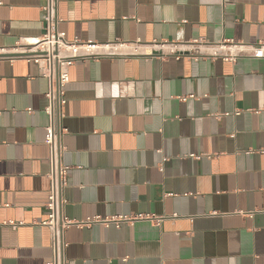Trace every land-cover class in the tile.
Wrapping results in <instances>:
<instances>
[{"label":"crops","instance_id":"obj_1","mask_svg":"<svg viewBox=\"0 0 264 264\" xmlns=\"http://www.w3.org/2000/svg\"><path fill=\"white\" fill-rule=\"evenodd\" d=\"M43 4L0 0V48L43 34ZM57 15L68 40L123 44L69 66L64 215L165 216L70 226L61 264H264V0H57ZM46 91L35 63L0 59V264L53 262Z\"/></svg>","mask_w":264,"mask_h":264},{"label":"built area","instance_id":"obj_2","mask_svg":"<svg viewBox=\"0 0 264 264\" xmlns=\"http://www.w3.org/2000/svg\"><path fill=\"white\" fill-rule=\"evenodd\" d=\"M42 10L44 12L43 34L37 38H24L22 43L10 54L0 48V59H24L33 62L38 66L40 75L47 80L44 112L47 116L45 143L48 147L50 184L46 202L47 219L43 224L48 227L51 236L54 253L51 264H61L64 247L63 234L70 226L82 227L99 223L106 226L114 224L119 227L121 224H132L139 220H150L159 224L165 216L138 213L104 218L93 216L85 220H73L64 215L65 201L62 192L67 185L69 166L62 162V154L65 151L62 140L67 132L63 120L66 104L64 87L69 80V66L76 60L116 55L120 52L123 44L68 40L65 32L59 28L61 19L57 15V0H44ZM176 49V46L171 47L172 53H175ZM252 52L256 58H264V44L253 47ZM236 56L237 52L232 51L226 57L233 59ZM238 112V110L235 111V113Z\"/></svg>","mask_w":264,"mask_h":264}]
</instances>
